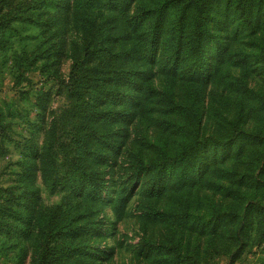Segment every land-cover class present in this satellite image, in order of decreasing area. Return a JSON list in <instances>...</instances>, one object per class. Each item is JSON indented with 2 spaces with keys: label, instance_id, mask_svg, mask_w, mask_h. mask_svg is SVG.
Segmentation results:
<instances>
[{
  "label": "rangeland",
  "instance_id": "1",
  "mask_svg": "<svg viewBox=\"0 0 264 264\" xmlns=\"http://www.w3.org/2000/svg\"><path fill=\"white\" fill-rule=\"evenodd\" d=\"M32 1L11 0V14L19 11L20 17L6 18L0 34L5 41L0 47V203H9L8 212H13L0 229V264L36 262L34 215L38 208L59 204L79 226L90 221L98 228L70 239L72 255L63 259L64 264H264V210L259 207L264 206L263 14L254 13L251 19L233 12L227 18L221 56L215 58L210 47L203 63L204 81H188L187 67L179 57L175 69L176 54L166 47L155 61L119 60L114 68L120 66L125 73L130 67L147 72L137 108L128 98L132 83L126 81L127 74L111 87L119 92L114 100L106 90L109 84L89 87V73L84 72L93 68L95 75L104 73L97 70L99 59L84 58V38L92 32L86 22L96 25L98 40L102 35L106 39L102 46L116 53L119 45L113 36L120 33L121 17L131 13L121 16L107 7H94L83 15L65 10L52 28L47 19L57 11L56 0ZM25 4L30 6L25 14L32 18L19 15ZM130 31L126 26L122 33ZM197 62L189 63L192 71ZM70 78L73 92L68 89ZM162 95L193 106L199 124L196 145L211 159L213 145L220 144L222 171L205 170L193 182L177 181L175 173L166 177L160 190L143 183L148 168L140 170V177L132 175L130 163L136 156L146 163L160 150L177 151L184 139L167 124L184 119L165 110ZM42 100L45 110L39 105ZM81 104L84 111L78 109ZM131 111L135 115L123 119V112ZM68 129L82 134L74 152L86 170H98L101 201L87 204L70 194L69 186L50 191L35 167L46 143L49 148ZM233 135L236 142H230ZM106 137L110 144L102 143ZM239 144L242 151L236 155ZM85 146L91 152L100 149L102 162L94 161ZM65 158L56 149L53 160L61 164ZM223 169L235 175L223 179ZM16 201L33 214L30 223L13 217L26 214ZM97 248L103 251L93 255Z\"/></svg>",
  "mask_w": 264,
  "mask_h": 264
},
{
  "label": "trees",
  "instance_id": "2",
  "mask_svg": "<svg viewBox=\"0 0 264 264\" xmlns=\"http://www.w3.org/2000/svg\"><path fill=\"white\" fill-rule=\"evenodd\" d=\"M10 2L11 0H0L3 9L0 13L5 11L2 18H0V34L3 27L8 24L5 21L6 18L11 19L12 17L14 19L20 17L18 16L19 11H14V15L11 14ZM37 2L39 0L32 1V3ZM55 4L57 16L55 13L53 16H48L47 19L48 25L52 28L58 21V16L65 10H68L73 15H83L85 12L93 11L94 7L98 9L107 7L108 10L111 9L113 12H118L121 16L128 12L131 13L130 16L121 17L122 19L119 24L120 33L118 36H113L115 37L114 42L119 45V50L116 53H113L110 47L104 48L102 46L106 42V39L102 35L101 39L98 40L95 33L96 25L91 22H86L87 31L91 30L92 32L88 38H84L86 42L84 58L85 60L90 57L99 59V67L97 70L101 73L103 71L104 73L95 75L92 73L96 71L93 68H85L84 72L89 73L87 78H85V83H90L89 87H99L109 84L106 90H108L107 93L114 96L112 98L114 100L118 99L119 92L116 89L113 90L111 87L114 86V83L121 81L123 74L125 76L127 74L126 81L132 83L128 98H130L129 96L132 97L134 107L137 108L141 103V94H139L143 86L141 79L147 72L130 67L127 73H125L126 71L120 70V66L114 68L115 64L122 60H128L130 63H134L135 61L140 62L144 59L143 57H147L150 61H155L159 54L160 56L162 55L161 51L166 47L169 50H173L176 54L173 58V64L175 62L173 67L175 69H178L179 57L183 63V67H187L185 71L188 73L186 75L188 81H204V74L207 68L203 66V63L208 56L206 54L210 47L212 46L213 48L211 54H217L215 58L219 59L221 56L222 49H220L219 43L222 35L227 34V18L233 12L239 18L252 17L251 19H255L254 13L255 15L256 13H262L264 16L263 0H56ZM26 5L22 9V13L19 14L24 15L23 19L32 18L33 16L31 13L25 14L28 12L26 11L27 8L30 7ZM126 26L131 27V31L129 34L124 35L122 30ZM222 29L223 31H221ZM125 39H128V41ZM129 44L130 46H128ZM4 45L5 41L0 39V47ZM48 54L51 55V52ZM192 61H198L197 63L199 64L194 71L189 66V63ZM175 69L174 73L176 72ZM103 78L109 79L110 81L106 83L102 80ZM71 79L73 78H70L67 83H70L68 84L69 91L73 92L74 87L70 86L73 85ZM162 99L166 101L165 110L173 114L177 113L180 117L182 115L184 121H167V124L173 129H178L184 135V139L177 151L167 154L160 150L157 154L149 158L146 163L140 156H136L130 163L133 168L132 175L140 177V170L142 168H148V173L145 174V178L142 180L143 183L148 181L152 189L156 188L160 190L164 186L166 177L172 176L175 173H179L177 181L193 182L205 170L211 173L220 170V144L213 145L211 159L208 156H203L205 152H202L196 145V142L199 140L198 134H196L199 124H196L198 117L193 106L175 102L173 98H169L167 95H164ZM39 105L41 109H46V104L43 100L39 102ZM78 109L85 110L82 104ZM122 115L123 119L129 121L135 113L133 111L128 113L123 112ZM70 129L66 130L61 138H55L49 148L48 142L46 143L45 149L39 152L37 156L38 163L36 162L35 167L41 170L42 180L47 189L49 187L50 191H56L61 185L65 187L69 186L73 189L70 194L80 197L79 199L85 200L87 204H93L102 199V188L99 185L98 170H91L90 172L86 170L85 164L81 162L80 156H77L74 152V149H77V147L73 146L74 143L78 142V138L82 134ZM66 133H69L67 138ZM236 136L233 135L230 142H236L238 140ZM68 139L70 140L69 143ZM102 143L110 144L107 137ZM56 149L61 150L67 157L61 164H57L53 160ZM84 149L90 152L94 161L102 162L103 154L100 152V149L95 152H91L89 146H85ZM241 151L242 146L239 144L236 148V155L240 154ZM50 158L52 164L50 163ZM30 167L32 168V166ZM59 169L63 170L59 172ZM53 173L56 176H53ZM234 175V170L226 171L223 169L222 177H226L223 179H227L230 176L233 177ZM216 185L221 186V184ZM16 203H20L19 205L22 206L24 205V212L26 214L13 216L15 220L22 219L24 222L30 223L33 214L27 210L25 204H21L22 201H16ZM9 205V203L7 205L0 203V229L5 227V218L13 214V212H8V209H12ZM259 207L264 210L263 204H259ZM34 216L36 217L37 223H34L33 228L37 230L36 240L39 242V247L37 248L38 256L34 264H64L63 259H69L72 255V246L69 243L71 241L70 239H74L80 235L94 233L98 229L90 221H86L85 224L79 226L75 216L69 215L67 210H63L61 204L55 205L50 209L48 207L38 208ZM262 222L264 223V215ZM29 226L26 227L29 228ZM262 227L264 230V224ZM80 251L83 253L86 250L82 248ZM102 251L97 248L92 254L97 255V252Z\"/></svg>",
  "mask_w": 264,
  "mask_h": 264
}]
</instances>
